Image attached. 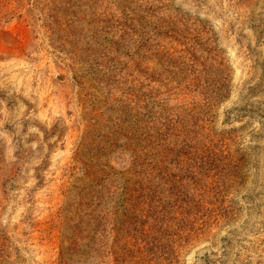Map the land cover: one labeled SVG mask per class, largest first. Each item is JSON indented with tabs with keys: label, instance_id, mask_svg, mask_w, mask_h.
I'll list each match as a JSON object with an SVG mask.
<instances>
[{
	"label": "rangeland",
	"instance_id": "374dc122",
	"mask_svg": "<svg viewBox=\"0 0 264 264\" xmlns=\"http://www.w3.org/2000/svg\"><path fill=\"white\" fill-rule=\"evenodd\" d=\"M0 264H264V0H0Z\"/></svg>",
	"mask_w": 264,
	"mask_h": 264
}]
</instances>
